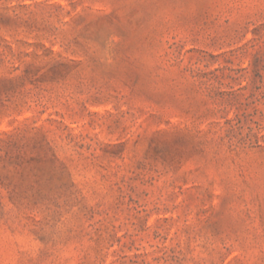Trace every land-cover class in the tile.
I'll list each match as a JSON object with an SVG mask.
<instances>
[{"label":"rangeland","instance_id":"1","mask_svg":"<svg viewBox=\"0 0 264 264\" xmlns=\"http://www.w3.org/2000/svg\"><path fill=\"white\" fill-rule=\"evenodd\" d=\"M0 264H264V0H0Z\"/></svg>","mask_w":264,"mask_h":264}]
</instances>
